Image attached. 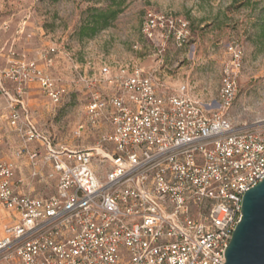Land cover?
I'll list each match as a JSON object with an SVG mask.
<instances>
[{
    "label": "built area",
    "instance_id": "2783aa9c",
    "mask_svg": "<svg viewBox=\"0 0 264 264\" xmlns=\"http://www.w3.org/2000/svg\"><path fill=\"white\" fill-rule=\"evenodd\" d=\"M154 26L149 19V37ZM226 53L215 108L130 60L74 64L63 82L8 60L0 211L13 223L0 264H223L243 195L264 178V125L225 115L242 50L230 43ZM32 85L54 106L79 85L86 102L73 137L94 145H60L44 132L22 99Z\"/></svg>",
    "mask_w": 264,
    "mask_h": 264
},
{
    "label": "rangeland",
    "instance_id": "374dc122",
    "mask_svg": "<svg viewBox=\"0 0 264 264\" xmlns=\"http://www.w3.org/2000/svg\"><path fill=\"white\" fill-rule=\"evenodd\" d=\"M149 19L155 24L150 37ZM263 19L264 0H0V72L8 60L21 59L63 82L72 78L74 64L130 60L156 72L170 89L185 85L191 97L215 108L222 68L230 58L226 48L234 43L242 50V64L225 115L234 126H262L264 40L257 38V29ZM92 27L94 35L80 36L82 28ZM33 91L22 99L56 143L94 145L91 138L73 137L86 102L79 85L70 86L56 106ZM1 103L4 107L6 100L0 94ZM12 223L0 211V238Z\"/></svg>",
    "mask_w": 264,
    "mask_h": 264
},
{
    "label": "water",
    "instance_id": "95a60500",
    "mask_svg": "<svg viewBox=\"0 0 264 264\" xmlns=\"http://www.w3.org/2000/svg\"><path fill=\"white\" fill-rule=\"evenodd\" d=\"M241 210L223 264H264V178L244 193Z\"/></svg>",
    "mask_w": 264,
    "mask_h": 264
},
{
    "label": "trees",
    "instance_id": "16d2710c",
    "mask_svg": "<svg viewBox=\"0 0 264 264\" xmlns=\"http://www.w3.org/2000/svg\"><path fill=\"white\" fill-rule=\"evenodd\" d=\"M87 31L90 32L88 33ZM96 31L97 29L95 27H92L90 29L82 28L80 30V36L91 37L92 35L95 34ZM257 38L264 40V19L257 29Z\"/></svg>",
    "mask_w": 264,
    "mask_h": 264
},
{
    "label": "crops",
    "instance_id": "0c3cea01",
    "mask_svg": "<svg viewBox=\"0 0 264 264\" xmlns=\"http://www.w3.org/2000/svg\"><path fill=\"white\" fill-rule=\"evenodd\" d=\"M31 89H33V90H35V91H33L32 93H34L35 92V94H39L40 95V92L39 91H37L38 89H37V87L34 85V86H32V87H30ZM30 88L28 89L29 91H30ZM29 107H30V110H32L31 108H32V106L31 105H29ZM4 107H2V103L0 104V110L1 109H3ZM32 112V111H31ZM33 114V113H32Z\"/></svg>",
    "mask_w": 264,
    "mask_h": 264
}]
</instances>
